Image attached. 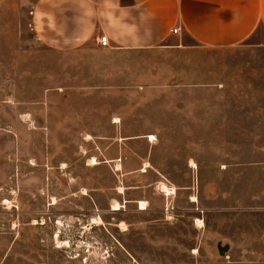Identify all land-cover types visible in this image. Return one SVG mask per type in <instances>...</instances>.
Returning a JSON list of instances; mask_svg holds the SVG:
<instances>
[{"label": "crops", "instance_id": "0c3cea01", "mask_svg": "<svg viewBox=\"0 0 264 264\" xmlns=\"http://www.w3.org/2000/svg\"><path fill=\"white\" fill-rule=\"evenodd\" d=\"M28 20L39 43L51 46L58 67L68 72V80L45 89L38 101V132L49 143V125H57L56 131L77 142L75 156H48L54 161H43V167L70 174L68 197L77 200L64 204L88 217L86 229L94 227L91 217L109 212L118 214L117 231H127L120 224L130 227L132 212V229L139 232L131 251L143 252L141 239L162 222L165 199L170 212L192 211L202 223L211 214L204 237L227 245L224 252L248 254V264H264V163L247 166L248 180L256 185L248 189V203L222 208L219 182L203 184L199 161L191 159V166L188 152H172L166 143L186 139L178 129L186 121L172 110L190 108L179 93L204 84L199 51L237 46L264 30V0H37ZM101 34L107 47L98 44ZM207 170L220 173L221 164ZM174 171L182 174L179 182L171 177ZM160 182L175 188L173 196L165 197ZM114 202L121 208L113 210ZM222 209L226 216L219 215ZM221 217L223 229L215 230Z\"/></svg>", "mask_w": 264, "mask_h": 264}, {"label": "rangeland", "instance_id": "374dc122", "mask_svg": "<svg viewBox=\"0 0 264 264\" xmlns=\"http://www.w3.org/2000/svg\"><path fill=\"white\" fill-rule=\"evenodd\" d=\"M36 1L0 0V264H248V254L224 252L227 245H216L212 237L203 236L204 228L213 224L211 214L198 227L194 220L198 215L166 212L164 199L162 222L151 226L150 235L141 239L146 250L134 253L132 244L139 230L132 229V212L130 227L120 224L127 231H117L113 224L118 214L109 212L101 216L102 225L86 229L88 217L74 214L78 207L64 204L77 200L68 197L74 186L71 176L43 167V161L52 163L48 156L53 155L75 156L77 142L53 124L49 143L42 140L38 101L45 89L60 79L68 80V72L60 70L59 61L52 57L55 50L39 43L29 23ZM184 38L185 43L191 42ZM197 56L204 59V84L179 93L190 108L172 110L186 121L178 125L186 139L166 143L172 152H188L190 165L191 159L199 161L203 184L212 179L219 182L222 208L244 206L248 189L256 187L252 178L248 180L247 166L264 163V30L237 46L204 48ZM217 163L221 172H208V166ZM181 176L180 171L171 174L178 182ZM165 185L168 194L175 192ZM64 196L67 200H61ZM139 206L145 208V203ZM111 208L121 206L114 202ZM65 211L71 214H60ZM227 214L222 209L219 215ZM221 219L214 222L215 230L223 229ZM57 239L67 243L58 245L62 243Z\"/></svg>", "mask_w": 264, "mask_h": 264}, {"label": "bare ground", "instance_id": "6f19581e", "mask_svg": "<svg viewBox=\"0 0 264 264\" xmlns=\"http://www.w3.org/2000/svg\"><path fill=\"white\" fill-rule=\"evenodd\" d=\"M150 138H153V136H150ZM90 162L95 163V160H94V159H91ZM191 166H194V164L191 165ZM116 167H117V166H116ZM119 168H120V167H119ZM144 169H145V168H144ZM142 170H143V169H142ZM158 186H159V189H160L162 192H166V193H168V188H167V186H166L165 184H163V183H159ZM119 189L121 190V188H119ZM191 200H192V201H196V198H195L194 196H192ZM90 221H91V224H94V225H99V224L101 223V219H100L99 216L92 217ZM196 224H197V226H199V227H201V226L203 225V223H202V221H201L200 219H196ZM121 227H122L123 230H125L124 227H123L122 225H121ZM57 243H62V244H58V245H63V244H65V243H67V241H66V242H61V241H59V240L57 239Z\"/></svg>", "mask_w": 264, "mask_h": 264}, {"label": "built area", "instance_id": "2783aa9c", "mask_svg": "<svg viewBox=\"0 0 264 264\" xmlns=\"http://www.w3.org/2000/svg\"><path fill=\"white\" fill-rule=\"evenodd\" d=\"M177 31H178V28H173V29H172V32H173V33H177ZM98 44H99L101 47H107V46L109 45V42H108V38H107V36L101 34V35L99 36V38H98ZM163 193H164L165 197H166V196H171V195H173V194H171V193H169V194L166 193V192H163ZM170 210H171V206H170L169 202L165 201V203H164V211L168 212V211H170Z\"/></svg>", "mask_w": 264, "mask_h": 264}]
</instances>
